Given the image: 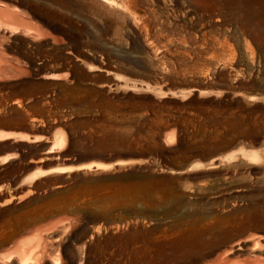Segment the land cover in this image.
<instances>
[{
  "label": "rangeland",
  "instance_id": "374dc122",
  "mask_svg": "<svg viewBox=\"0 0 264 264\" xmlns=\"http://www.w3.org/2000/svg\"><path fill=\"white\" fill-rule=\"evenodd\" d=\"M12 1L55 39L2 56L0 246L69 223L65 264H264V0ZM127 92L218 103L165 104L133 136L148 111ZM128 139L194 157L116 155Z\"/></svg>",
  "mask_w": 264,
  "mask_h": 264
},
{
  "label": "bare ground",
  "instance_id": "6f19581e",
  "mask_svg": "<svg viewBox=\"0 0 264 264\" xmlns=\"http://www.w3.org/2000/svg\"><path fill=\"white\" fill-rule=\"evenodd\" d=\"M23 8L26 9L24 3L20 4L12 0H0V69L2 68V56L4 51L17 49L22 43H25L28 46H40V42L44 40L52 43L55 39L47 32L48 27L46 28L47 25L43 23L44 21L38 18L40 16L37 15L38 17H30L25 15ZM52 32L51 29L50 33ZM45 36L46 39L40 41V39ZM26 63L34 76L38 69L37 64L30 59H27ZM19 71H21V69ZM48 77L50 76H47V78ZM3 134L5 135L6 133ZM56 136L55 138H57L60 143L63 139V134L59 132L58 134L56 133ZM69 227V223H63L59 227L50 230L34 227L23 230L17 235L18 237L7 241L0 246V264H65V261L68 260V251L66 252L65 250V244L69 239ZM262 238V236H258L253 239L252 242L254 245L260 246L259 244ZM258 248L261 249V247Z\"/></svg>",
  "mask_w": 264,
  "mask_h": 264
},
{
  "label": "trees",
  "instance_id": "16d2710c",
  "mask_svg": "<svg viewBox=\"0 0 264 264\" xmlns=\"http://www.w3.org/2000/svg\"><path fill=\"white\" fill-rule=\"evenodd\" d=\"M116 96H120L121 100L122 99L123 100L124 99H130V98L138 100L141 103H143L142 105H144V106H142V108H144L148 111V115L143 117L142 119H140L139 123L137 125L135 124V131L132 134L133 136H136L140 133L143 135H147L148 131L150 129H153V128H149V126L147 124H144V122H147L150 118H153L156 115V113H158L165 104L185 105V104H189L192 102L208 103L210 101L213 102L214 104L218 103L217 100L212 101V99H210V98L196 100L194 97H192L191 99H188L186 101L179 102L178 100L166 97V98H163L160 100H157V99L154 100L155 105L153 106V105L147 104L148 101L153 100V97H151L148 94H130L127 92V93H119ZM123 111H128V108L125 107L123 109ZM136 112H139V109ZM173 113H174V116L168 117L167 121L170 124V126H174L177 129V141H178V140H180V129H181V127H180V124L178 122H176L177 113L176 112H173ZM65 129L68 130L67 127H65ZM237 138H238L237 135L234 136L231 133L224 134L217 141H215V143L213 144L214 150L212 151V154H210V155H217L218 153L223 152V151L227 150L229 147L235 145ZM119 146L121 147V149H119L117 151L116 155L123 157V158L146 156V155H149L152 150H153V154L154 153L158 154L164 162H168L170 164L175 163V161H177V160H189V159L194 157V156H191L190 158H184L183 156H178V157L174 158V156H168L164 153H158L154 148L151 149L149 144H147V142H145V141L136 142V141H131L130 139H128L125 141H121L119 143ZM166 150H169V149H166ZM194 155H196V154H194ZM208 156H195V157H199V159H201V160H206V159H208ZM41 180H43V179H41Z\"/></svg>",
  "mask_w": 264,
  "mask_h": 264
}]
</instances>
